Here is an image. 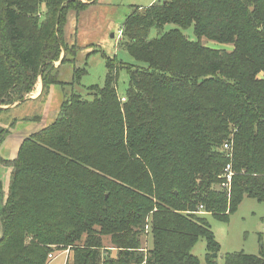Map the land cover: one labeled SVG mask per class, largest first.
<instances>
[{
	"label": "trees",
	"instance_id": "trees-1",
	"mask_svg": "<svg viewBox=\"0 0 264 264\" xmlns=\"http://www.w3.org/2000/svg\"><path fill=\"white\" fill-rule=\"evenodd\" d=\"M87 6L0 0V104L32 91L42 64L44 87L61 83L52 64L66 48L68 11ZM121 42L141 64L107 58L92 99L66 97L52 124L2 160L12 173L6 199L0 183V264H47L55 249L74 250L73 264H200L192 250L201 238L206 264H219L210 223L186 212L202 205L228 221L245 197L264 202V0H155L127 16ZM86 72L75 68L74 80ZM226 141L233 160L221 150ZM229 162L230 199L217 189ZM150 215L145 255L138 249ZM105 236L116 257L103 258ZM224 264H264V253L228 252Z\"/></svg>",
	"mask_w": 264,
	"mask_h": 264
},
{
	"label": "rangeland",
	"instance_id": "rangeland-1",
	"mask_svg": "<svg viewBox=\"0 0 264 264\" xmlns=\"http://www.w3.org/2000/svg\"><path fill=\"white\" fill-rule=\"evenodd\" d=\"M88 6L80 11L70 9L64 27V41L66 48L58 60L52 64V74L57 73L61 83L49 84L44 87L43 92L30 101L23 102L18 108L0 110V183L2 193L7 198L11 179L12 167L4 161L13 160L17 157L21 146L23 135H28L32 127H45L52 124L58 116L60 107L64 99L71 94H80L82 97L92 99L90 92L92 85L103 86L106 79V60L115 58L125 64H141L136 61L122 45L123 23L127 16L137 6H147L152 0H82ZM44 8V7H43ZM168 25L167 27H171ZM192 38L197 39L193 28L186 30ZM153 29L151 35H155ZM202 42L213 48L232 49L233 46L220 44L216 41L202 38ZM76 47V48H75ZM76 51L74 52V50ZM64 55L62 64L60 59ZM67 60L64 62L65 58ZM86 67L87 72L82 76L80 82L74 80L75 68ZM50 70V68H48ZM48 73V72H46ZM44 75V72H43ZM42 75V80H43ZM260 74V77H263ZM37 80L30 91L34 94L38 90L40 83ZM44 83V82H43ZM129 87V74L126 68L119 72L118 91L123 96ZM34 92V93H33ZM17 107V106H16ZM41 119L40 125L37 121ZM7 130V134H4ZM7 139H19L17 154L12 156L6 154L4 146H11L12 141L4 143ZM230 142V141H229ZM232 142V141H231ZM222 148V147H221ZM230 199V196L228 195ZM202 206V205H201ZM198 208L197 211H187L189 215L204 216L215 234L216 240L220 243L221 249L217 255L219 264H224V256L228 252L244 251L247 254L259 255L264 253V202H259L254 198L245 197L238 209L229 215V220L225 221L215 217L211 212L204 211L205 208ZM104 248L103 258L116 257L118 249L111 243L110 236L103 237ZM152 215L147 218L144 234L141 237V250L145 255L153 247ZM55 257L47 264H73L75 251L71 249L53 250ZM200 264H206L207 253L205 239L201 238L192 250ZM146 264V260L141 263Z\"/></svg>",
	"mask_w": 264,
	"mask_h": 264
},
{
	"label": "built area",
	"instance_id": "built-area-1",
	"mask_svg": "<svg viewBox=\"0 0 264 264\" xmlns=\"http://www.w3.org/2000/svg\"><path fill=\"white\" fill-rule=\"evenodd\" d=\"M120 33H122V30H120ZM123 100H125V98H123ZM221 150L225 152L231 160H233V148L231 142L226 141ZM235 174L236 172L233 170V164L232 162H229L222 171L220 184V188L227 190L229 196L231 194L232 181ZM201 208H203V206H201ZM48 257L52 260L55 257L54 252L49 253Z\"/></svg>",
	"mask_w": 264,
	"mask_h": 264
},
{
	"label": "water",
	"instance_id": "water-1",
	"mask_svg": "<svg viewBox=\"0 0 264 264\" xmlns=\"http://www.w3.org/2000/svg\"><path fill=\"white\" fill-rule=\"evenodd\" d=\"M64 55H65V54H63L62 58H61L60 61H59V64H60V65L62 64V61H63ZM54 63H55V61H54ZM44 66H45V64H42L41 69H40V72H39L38 81H39V83H40V86H39V87H40V91L38 92V95L34 96V94H31V93L29 92V93H28L23 99H21V100H19V101H17V102H14V103L9 104V105H3V104H0V110H2V109H10V108H14V107L18 106L19 104H22L23 102H26V101H28V100H30V99H32V98H34V99L37 98V97L39 96V94L43 92V89H44V83H43V80H42V75H43V72H44ZM39 83H38V84H39ZM33 93H34V92H33ZM34 127H35V126H34ZM34 127H32L28 132H31V131H32L31 133H33L34 131H36V129L33 130ZM36 128H37V127H36ZM31 133H29L28 135H30ZM28 135H23V137L21 138L22 142H23L24 138L27 137ZM217 189L220 190V189H221L220 186H217ZM1 236H2V235H1ZM214 255H216V254H214Z\"/></svg>",
	"mask_w": 264,
	"mask_h": 264
},
{
	"label": "crops",
	"instance_id": "crops-1",
	"mask_svg": "<svg viewBox=\"0 0 264 264\" xmlns=\"http://www.w3.org/2000/svg\"><path fill=\"white\" fill-rule=\"evenodd\" d=\"M155 0H152L151 1V3H153ZM151 3H149V5L151 4ZM140 6H144V5H140ZM148 6V5H147ZM145 7V6H144ZM36 88H39L38 90H36V92L34 93V96H36V95H38V92L40 91V87H36ZM28 101H30V100H28ZM19 105H21V104H19ZM14 108H18V106L17 107H14ZM19 139H21V137L19 138ZM19 139H15V140H9V139H7L4 143H7V142H10V141H12L13 142V144L11 145V146H4V150H6V154H9L10 153V155L12 156V154H14V153H16L17 154V152H18V146H19V144H20V141H19ZM17 151V152H16Z\"/></svg>",
	"mask_w": 264,
	"mask_h": 264
},
{
	"label": "flooded vegetation",
	"instance_id": "flooded-vegetation-1",
	"mask_svg": "<svg viewBox=\"0 0 264 264\" xmlns=\"http://www.w3.org/2000/svg\"><path fill=\"white\" fill-rule=\"evenodd\" d=\"M1 201H2V196L0 194V203H1ZM1 219H2V214H1V210H0V237L2 234V221H1Z\"/></svg>",
	"mask_w": 264,
	"mask_h": 264
}]
</instances>
